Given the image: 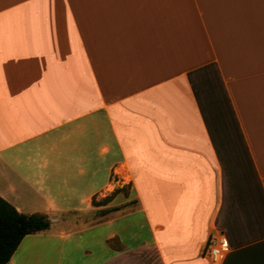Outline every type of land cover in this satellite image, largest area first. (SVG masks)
I'll return each mask as SVG.
<instances>
[{
    "label": "crops",
    "instance_id": "1",
    "mask_svg": "<svg viewBox=\"0 0 264 264\" xmlns=\"http://www.w3.org/2000/svg\"><path fill=\"white\" fill-rule=\"evenodd\" d=\"M0 198L6 264H264V0H0Z\"/></svg>",
    "mask_w": 264,
    "mask_h": 264
},
{
    "label": "trees",
    "instance_id": "2",
    "mask_svg": "<svg viewBox=\"0 0 264 264\" xmlns=\"http://www.w3.org/2000/svg\"><path fill=\"white\" fill-rule=\"evenodd\" d=\"M121 208L124 206L110 210L118 211ZM49 227L50 221L46 215L20 213L0 198V264L10 260L23 237L47 231Z\"/></svg>",
    "mask_w": 264,
    "mask_h": 264
},
{
    "label": "built area",
    "instance_id": "3",
    "mask_svg": "<svg viewBox=\"0 0 264 264\" xmlns=\"http://www.w3.org/2000/svg\"><path fill=\"white\" fill-rule=\"evenodd\" d=\"M228 252V245L221 234L211 236L206 243L203 255L213 264H219Z\"/></svg>",
    "mask_w": 264,
    "mask_h": 264
},
{
    "label": "rangeland",
    "instance_id": "4",
    "mask_svg": "<svg viewBox=\"0 0 264 264\" xmlns=\"http://www.w3.org/2000/svg\"><path fill=\"white\" fill-rule=\"evenodd\" d=\"M129 193H130V186L127 184H124L120 188L115 189L114 191H111L108 193L104 192L102 195L99 196L98 200H94V203L95 204H104V203L109 202L112 198L117 197V196L128 197ZM121 210L122 211L123 210H129V208L121 209ZM103 211H106V210L97 211V212L95 211L92 213V215H93L92 217H90V218H87L88 216L85 217V218H87V222H90L91 220H96V218H98L99 216H101L104 213ZM81 215L85 216V214H81Z\"/></svg>",
    "mask_w": 264,
    "mask_h": 264
}]
</instances>
